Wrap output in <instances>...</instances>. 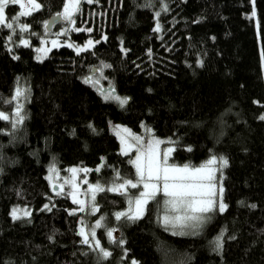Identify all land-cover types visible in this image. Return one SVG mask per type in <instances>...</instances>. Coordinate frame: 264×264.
Here are the masks:
<instances>
[{
  "label": "trees",
  "instance_id": "16d2710c",
  "mask_svg": "<svg viewBox=\"0 0 264 264\" xmlns=\"http://www.w3.org/2000/svg\"><path fill=\"white\" fill-rule=\"evenodd\" d=\"M36 1L19 21L8 4L0 25V264H264V0L82 1L75 29L61 37L69 44L41 61L35 46L64 0ZM23 38L32 44H18ZM107 87L127 103L103 99ZM110 123L169 139L170 165L224 157L225 210L178 236L159 222L162 193L138 219L117 220L141 188L105 189L95 201L105 224L97 236L110 255L83 243L79 213L69 212L76 206L45 175L54 161L89 168V180L106 187L135 180ZM16 205L29 216L13 219Z\"/></svg>",
  "mask_w": 264,
  "mask_h": 264
},
{
  "label": "snow or ice",
  "instance_id": "6c2138e0",
  "mask_svg": "<svg viewBox=\"0 0 264 264\" xmlns=\"http://www.w3.org/2000/svg\"><path fill=\"white\" fill-rule=\"evenodd\" d=\"M9 2L16 3L18 0H0V24L5 23L4 8ZM78 3L79 0H67L64 5V12L61 14L64 19L71 21L73 9L78 8ZM28 4L34 9H39L40 7L35 0H28ZM26 6L27 5L25 4H21L22 8ZM26 14L30 13H21V15ZM157 15H159V13H157ZM6 26L9 28L13 27L12 24H7ZM26 28V25H21V31L26 30ZM156 30H159V25H157ZM21 43L27 45V41L22 40ZM55 43L56 42L53 41L54 46ZM89 44H91V41H89ZM104 67H107V65H104ZM85 82H88V80L86 79ZM19 95H21V92L18 89L17 97ZM105 99H113L121 106L127 103V98H121L111 94L106 95ZM17 115H19V109ZM0 118L6 119L7 117H4L3 114L0 113ZM20 119L22 120V117H20ZM261 119H264V116H262ZM123 131L128 132L127 129H124ZM129 135L137 145L141 143L139 137L133 136L131 133H129ZM121 143L123 145L122 154H127V152L134 146L132 144H126L123 139L121 140ZM160 143L161 141L159 140H150L146 146L142 145L141 147H137L136 158L135 160L130 161V163L136 168V176L138 178L137 183H133L131 180H125L123 183L116 184L114 187L108 189V191H122L126 186L135 188L138 184H142L144 189V191L140 193V196L134 201L136 209L135 214L129 215L128 213L119 212L116 213V219L119 220L123 216H127L129 219H138L143 215L144 208L149 200L155 199L156 195L162 192L164 197H166L164 201L165 214L160 219L165 227L167 228L169 225H171L173 229L196 227L198 226V222L203 219V214L209 213L213 210V200L211 199L213 194L211 192L212 186L204 183L205 180H211V171H209L208 174H205V165H202L200 168H190L188 165L178 167L168 164L169 154L173 149L169 148L164 150L163 157L161 158V154L158 150V145ZM215 161L216 158L213 157L208 161V164H213ZM219 162L221 168L226 167L228 163L224 157H220ZM98 170L99 169H97V171ZM71 171L75 172L76 169H71ZM103 190L104 189L99 185L95 187L90 186V191L93 193ZM94 199L95 196L93 195V200ZM73 201L74 203H83L76 200L75 196H73ZM224 208L225 205L221 203L220 211H224ZM83 210V208L80 209V211ZM95 211L96 209L93 208V212ZM13 216L16 218L15 212ZM95 227H101V222L99 220L96 222ZM79 234L84 237L83 243L88 244V235L83 228H81ZM173 234L177 233L174 232ZM179 234H183V232L181 231ZM107 235L111 239L113 236L112 230H109ZM92 238L95 239L94 231L92 233ZM216 246L217 248L222 246L219 237L217 238ZM95 247L100 250L103 258H107L110 255L108 251L100 246L98 240L95 243Z\"/></svg>",
  "mask_w": 264,
  "mask_h": 264
},
{
  "label": "rangeland",
  "instance_id": "374dc122",
  "mask_svg": "<svg viewBox=\"0 0 264 264\" xmlns=\"http://www.w3.org/2000/svg\"><path fill=\"white\" fill-rule=\"evenodd\" d=\"M82 1H87V0H79L78 6ZM35 2L37 4H39L36 0H35ZM66 2H67V0H64V5ZM8 4H16L19 7L18 13L15 16V19L17 21H19L21 16H25V15H21L22 12L31 13V12L37 10V9L32 8L31 5L28 4V0H18V2H16V3L9 2ZM21 4H25L27 6L22 8ZM64 5H63L62 10L60 11L61 14L64 12ZM77 9H73L72 16L75 15ZM5 15L6 14H5V8H4V18H5V23H6V16ZM26 15H29V14H26ZM17 28L21 30V24L17 23ZM26 30H27V28H26ZM64 34H65V28L64 27H60L59 29H57L55 31L53 30V31H50L48 33H45L43 35V38H41L39 40L38 45L35 46V58H36V60L41 61L44 58H46L47 55L49 54L50 50H52L53 48H59V47L63 46V44L68 45L69 43L67 44V42H62L61 37ZM11 40H12L11 36H9L8 42L10 45H11ZM22 40L27 41V45L32 44V41L30 38H23ZM22 40L18 41V44L26 46L25 44L21 43ZM53 41L56 42L55 46L53 45ZM88 44H89V42H88ZM86 45L87 44H85L84 47H86ZM89 46H90V44H89ZM73 47H75V46H73ZM79 48H82V46H79ZM92 82H93V80H92ZM98 92L103 99H105V96L109 95V94L119 96L121 98H125V97L121 96L120 94H116V93L112 94L110 91L101 92L100 90H98ZM105 100H110V101H113L115 103H118L117 101H115L113 99H105ZM109 128H110V131L116 136V138L119 142V151L121 154H122V147H123V145L121 143L122 139L126 142V144L134 145L132 147V149L127 152V154H123V155H131V161L135 160V158H136L137 147H141L142 145L146 146L150 140L161 141V143L158 145V150L161 154V158L163 157L164 150L169 149V148L173 149V146L170 144L169 139H163V138H160V137L154 135L152 130L149 129L145 125H142V130L140 133L134 132L131 129H129L128 127H126L122 124H118V123H110ZM124 129H127L128 132H124L123 131ZM129 133H131L133 136L139 137L141 143L139 145H137L136 142L132 140ZM172 152L169 154V158L171 157ZM169 158H168V161H169ZM212 158L213 157L209 158L205 163L202 164V165L206 166L205 174H208L209 171H211V177H212L211 180H205L204 183L210 184L212 186L211 192L213 194L211 196V199L213 200V210L217 209L219 212H221L220 211V204L222 203L223 205H225L223 202V199H222V190H223V187H222V170L224 169V167L223 168L220 167V162H219L220 158H217V157H215L216 158L215 163L209 165L208 161H210ZM132 166H133L135 173H136L135 166L133 164H132ZM183 166H178V167H183ZM201 166H199V167H190L189 166V167L190 168H200ZM53 169H54V171H53ZM71 169H76V171L72 172ZM97 169H100V166H98L96 168V170ZM90 172H91V169L81 167V166H72V167H69L65 170H61L58 167V165L56 164V162L52 161L47 167V172H46L45 178H46V180L50 186V189L52 190V192L54 194L67 196L70 199V201L76 206V208L71 209L69 212L74 213V214L79 213V222H78V228H77L78 234L80 233L81 228H83L85 230L86 234L88 235V239H89L88 245L90 246V248L94 249V248H96L95 247L96 241L97 240L99 241L98 236H97V232L100 228H104L105 224H104L103 218L101 216H97L98 206L95 203L96 196L100 191H96L95 193H93L92 191H90V186L95 187V186L99 185L104 190L105 189L108 190L109 188H112L114 186L106 187L105 185H103L100 182H91L89 180ZM219 172H220V177L218 178L217 174ZM137 180H138V178L136 176V179L133 180L132 182L137 183ZM120 183H123V181ZM129 187H131V186H126L125 189L122 190V192H126ZM137 187L141 188V192L144 191L142 184H138ZM111 192H117V191H111ZM93 195L95 196L94 200H93ZM73 196H75L76 200L81 201L83 203H74ZM137 198L132 200L130 202V205L122 212L128 213L129 215H134L135 211H136L134 201ZM45 206L50 208L49 203H46ZM45 206H44V208H46ZM81 208H83L84 210L80 211ZM93 208L96 209L95 212H93ZM145 208H146V206H145ZM145 208H144L143 214L145 212ZM224 210H225V208H224ZM14 212H15L16 218H14V216H13ZM30 212H31V209L29 207L16 205V206H13L11 208L10 215L13 219H19L22 217L29 216ZM164 214H165V205H164L163 211L158 216L159 222L169 233L173 234L175 232L177 234H174V235H178V236H193V235L197 234V232L200 230V227L203 226V224L207 220L206 217L203 216V219L200 222H198V226H196V227H185L184 229H180V228L173 229L171 227V225L167 226V228H166L165 225L161 222L160 218ZM98 220L101 222V227L96 228L95 225H96V222ZM192 223H197V222H192ZM109 230H112V232H113V236L111 239L107 235V232ZM93 231L95 232V239L92 238ZM181 231L183 232V234H179ZM115 232H116L115 228L114 229H108L105 232L106 237L110 240H114L115 239ZM80 237L82 238V240L84 239V237H82L81 235H80ZM130 264H137V263L135 261H132V263L130 262Z\"/></svg>",
  "mask_w": 264,
  "mask_h": 264
},
{
  "label": "water",
  "instance_id": "95a60500",
  "mask_svg": "<svg viewBox=\"0 0 264 264\" xmlns=\"http://www.w3.org/2000/svg\"><path fill=\"white\" fill-rule=\"evenodd\" d=\"M63 22V19L61 18L60 15H51L48 19H47V22H46V25H45V28L46 30L50 31L52 26L55 25V24H60ZM96 71L95 68L92 69V73H94ZM102 92H106V91H112V87H107V88H102L101 89ZM112 93L114 94L115 91H112ZM11 98L10 97H7L6 101H5V105H9L11 104Z\"/></svg>",
  "mask_w": 264,
  "mask_h": 264
},
{
  "label": "flooded vegetation",
  "instance_id": "af4514ba",
  "mask_svg": "<svg viewBox=\"0 0 264 264\" xmlns=\"http://www.w3.org/2000/svg\"><path fill=\"white\" fill-rule=\"evenodd\" d=\"M39 5H40V4H39ZM63 5H64V4H63ZM62 8H63V6L61 7V10H62ZM61 10H60V11H61ZM35 11H36V10H35ZM60 11H59L57 14L60 15L61 18L63 19V16L61 15ZM33 12H34V11H33ZM31 13H32V12H31ZM31 13H30V14H31ZM77 13H78V9H77L75 15H76ZM57 14H54V15H57ZM75 15H73V16L71 17V21L66 20V19H63V22H62V23L53 25L50 31H53V30L55 31V30L59 29L60 27H64V28H65V33H66L67 30L75 29V27H74V22H73V17H74ZM46 22H47V20H46ZM46 22H45V25H46ZM50 31L46 30V28H45V33H48V32H50ZM45 33H44V34H45ZM87 80H88V82H90L91 78L88 77Z\"/></svg>",
  "mask_w": 264,
  "mask_h": 264
}]
</instances>
